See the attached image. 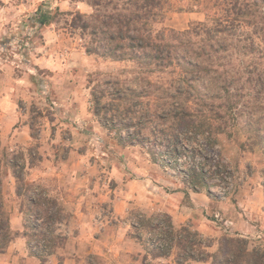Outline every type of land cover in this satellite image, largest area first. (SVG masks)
I'll use <instances>...</instances> for the list:
<instances>
[{
  "label": "trees",
  "instance_id": "1",
  "mask_svg": "<svg viewBox=\"0 0 264 264\" xmlns=\"http://www.w3.org/2000/svg\"><path fill=\"white\" fill-rule=\"evenodd\" d=\"M81 1L92 8V13L75 10L52 14L40 7L33 19L37 28L61 23L63 19L61 29L80 37L87 55L130 62L138 67L141 74L136 81L140 83V91L126 86L123 93L118 91L116 99L134 101L154 97L158 101L152 108L147 105L150 108L146 110L130 109L129 113H133L130 128L120 124L113 108L102 102L104 95L92 94L93 115L109 134L115 133L120 146L143 148L145 133H150L154 142L148 153L162 166L170 164L186 168L189 174L185 180L190 190L199 192V187L203 188L214 199L208 182L213 175L220 174L218 167L223 169L225 166L222 161L211 160L212 157L204 159L215 168L212 172L200 162L187 166L186 157L182 159L179 151V134L203 136L204 143L211 149L218 142L217 136H231L233 128H240L247 134L241 151L259 152L264 156V111L251 114L240 111L237 102L233 101L264 99V0H190L189 10L200 9L205 20L192 23L183 31L156 28L169 11L186 10L184 6H176L173 0ZM152 76L157 78L156 81H150ZM137 104L143 103L137 101ZM128 129L133 131L128 133ZM212 138L215 141H211ZM194 142L201 152L205 150L203 143L201 145L197 139ZM188 147L182 148L184 152ZM168 158L171 162L167 164ZM262 174L264 179V167ZM15 178L21 182L18 175L15 174ZM262 187L264 190V181ZM24 189V210L20 209L24 216L23 234L26 238L27 231L35 238L44 234L50 236L43 239L44 245L35 246L27 240L30 255L46 262L66 244L67 237H55L53 225L60 223L62 214L67 213L45 194H42L44 198L38 195L40 203L30 197L34 187L25 185V181ZM17 195L20 197L19 193ZM37 206L46 208L44 221L34 210ZM141 217L144 229L164 236L162 245L152 240L151 247H144L147 252L144 263L170 258L176 248L177 264H264L262 237L258 238L260 245L255 246L247 237L225 233L217 241L216 251L211 252L214 243L205 241L191 225L177 228L166 214L162 226L154 225L158 220L156 216ZM220 226L224 228V224ZM132 229L135 231L131 237L142 243L141 227L133 225ZM20 235L11 229L10 212L5 208L0 179V253H4ZM51 239H57L58 244Z\"/></svg>",
  "mask_w": 264,
  "mask_h": 264
},
{
  "label": "rangeland",
  "instance_id": "2",
  "mask_svg": "<svg viewBox=\"0 0 264 264\" xmlns=\"http://www.w3.org/2000/svg\"><path fill=\"white\" fill-rule=\"evenodd\" d=\"M173 1L176 3V6H184L186 10L169 11L165 14L162 23L156 26L157 29L169 28L183 31L192 23L205 20V16L200 9L192 8V10H189L190 0ZM40 7H44V9L50 11L52 14L58 11L67 12L75 10H79L86 14L92 13V8L81 0H0V54H2L0 60H3L0 62L12 66L16 76L24 75V73H21L24 71L22 66L29 62H34L35 58H47L54 63V71L48 69L41 70L38 68L33 76L36 77V82L38 83L37 93L39 97H42L44 102H46V99H51L52 97L60 100L61 106L58 110H56L57 108L53 105L37 106L35 103L26 105L24 104V99H17V107L21 115V121L24 122V113L27 114V119L32 126L31 134L33 139L37 140L40 132L44 130V128L48 130L50 127L48 123L50 119H53L55 126L52 129L56 132V140L58 141L54 146L58 145V159L72 158L71 149L77 145L75 141L77 139L74 138L72 133L76 132L77 136L80 135L83 139L88 137V142L90 140V144L88 143L89 146L80 148V151H91L95 155L91 158L92 160L100 159L96 157L98 150L107 151L113 154V157H118L124 162L126 171L133 175L132 179L137 177L135 173L129 170V164L131 162L136 168L150 173L152 177L157 180L156 183H160L158 185H165V190L169 192L179 189L194 192L190 190L185 180L189 174L186 168L180 165L170 166V164H168L171 162L170 158L166 159L168 165L162 166L148 153L150 144L154 142V137L150 133H145L143 148L140 146L111 148V146L113 145L114 147L116 145L115 142H117L115 133L109 134L94 116L92 118L88 116L89 114L93 115L94 104L92 103V94L94 92L97 93L98 97L104 95L102 102L109 108H113L115 115H118L117 119L119 123L122 122V124L126 125L128 128H130L128 125L132 123L131 119L133 117V113H129L130 109H132V111L133 109L138 111L139 109L141 110L144 108L146 110L150 107H154L153 105L158 101V99H154V97H150V99H134V101L132 99H126L124 101H118L116 99L115 95L118 91L120 93L126 86H132L140 91V83L136 81V77L141 74L138 67L130 62H115L109 59L87 55L83 47L84 41L81 40L80 37H74L61 29L63 26V19L61 23H54L46 27L37 28L33 17ZM262 62L264 66V60ZM51 79L55 80L54 91L52 90L53 86ZM156 79L155 76L150 77V81L152 82L156 81ZM151 90L152 89L149 91ZM23 91L24 85L21 89V92ZM67 99H71L74 103L71 104ZM137 101L143 104L138 105ZM233 101L237 102L240 111L245 110L250 114L256 111H264V99L261 101H256L255 99H234ZM68 104H70V109L73 108L74 111L79 113V118H72V113L69 114L72 120H64V118H62V116L66 118V115L62 113L63 111L68 113L69 110H67L68 108L66 107ZM147 105H150V107H147ZM56 113H60L59 119L55 117L52 118ZM134 123H136V121ZM73 128H75L76 131H73ZM130 130L131 129H128L127 132L129 133ZM231 132V136L226 134L217 136L216 140L218 142L211 149L204 143L205 138H203V136L194 134L186 135V133H184L179 134L178 137V147L180 148L181 158L184 159V157H186L187 166H193L194 163L200 162L205 166L206 170L212 172L215 168L208 165L204 160L205 157H212L211 160L216 162L222 161V165L225 167L223 169L218 167V170H221L220 174L213 175V178L208 182L211 185V192L219 201L233 199L238 188L245 183L252 185L255 182L260 183L262 186L264 181L262 174L264 156L259 152L243 153L240 147L247 137L246 132L240 128H233ZM195 139H197L201 145L203 143L202 147L205 149L204 151L201 152L196 146L194 142ZM211 141H215V139L212 138ZM185 147H188L187 152L183 150ZM160 150L164 152L168 151V149L162 150L161 148ZM25 154L24 146L20 145L16 148H12V150L7 147L3 150L0 148V179L1 181L2 179L5 180L4 186L7 191L4 196V201L5 208L8 212L15 208H23L24 210V179L27 175V168L24 165L26 163ZM166 156L168 157V155ZM38 159L37 156L33 157L32 162L34 165L37 164ZM190 159H192V162ZM15 174L20 177V183L17 182ZM99 176L103 178L102 180L106 183L107 187H111L106 173L100 174ZM198 190L199 192L206 193L203 188L199 187ZM14 191L16 192V196L13 194ZM17 193L20 194V197ZM38 194L43 196L42 194L44 193L38 187H34V190L30 192L29 196L33 199H37V202H39L40 196H38ZM34 210L41 216L43 221L46 219V208L37 206ZM141 215L143 214L134 212L120 222L127 224L130 230V236L133 235L135 231L132 229L133 225L141 227L139 235L144 245H142V243H140V245L144 251L139 255V259L141 264H151V261L144 263L147 253L144 247H151L152 240H156L157 243L159 242L162 245L164 243V236L144 229V226H142L144 222ZM143 216H156L158 220L154 222V225L157 226H162L163 223L161 222L165 219L164 213H155L153 215L144 214ZM110 217L111 216H109L108 221L114 224L115 220ZM69 218L67 214H62L60 217L61 222L53 225L55 237L60 235L66 237V226ZM42 220L40 223H43ZM213 222L214 224L212 226L215 230L218 231L220 229L222 231L219 236H205L200 233L205 241L214 243L213 248L210 249L211 252L216 251L217 241L226 233L220 226L222 222L215 221V219ZM31 233V231H27V240L30 239L32 243L34 242L35 246L44 245L43 239H48L47 237H50L44 234L41 235V238H35ZM228 234L233 235V233ZM261 237L264 239V236ZM51 240H54V244H58L57 239ZM251 240L254 242L255 246L260 245L258 238L256 239L254 237ZM172 251V258L175 261L178 250L175 248ZM133 258L137 257L133 256ZM15 261V264H24L22 258ZM97 262L99 264H104L103 260H97Z\"/></svg>",
  "mask_w": 264,
  "mask_h": 264
},
{
  "label": "crops",
  "instance_id": "3",
  "mask_svg": "<svg viewBox=\"0 0 264 264\" xmlns=\"http://www.w3.org/2000/svg\"><path fill=\"white\" fill-rule=\"evenodd\" d=\"M22 68L24 71L21 73L24 75L16 76L12 66L0 62V148L12 150L18 145L24 146V165L27 168L25 185L41 189L49 199L57 201L70 218L66 226V244L58 248L46 262H42L29 253L20 208L11 210V229L21 235L4 253H0V264H15V260L20 258L24 264H99L97 260H103L104 264H141L139 255L144 250L130 236L127 224L120 222L134 212L143 215L164 213L171 218L175 227L191 225L199 233L212 237L222 233L212 226L214 218L219 216L227 222L223 228L226 233H237L249 239L264 236V190L260 183H245L238 188L233 199L224 201L203 192L181 189L169 192L165 190V185H158L160 183L157 184L150 173L136 168L131 162L129 170L138 178L132 179L133 175L126 171L124 162L107 151L97 149L96 157L100 159L92 160L95 155L91 151H80V148L89 146L90 140L88 142V137L83 139L77 136L76 132L72 133L77 139V145L71 149L72 158L58 159V145L54 146L58 141L52 129L55 126L53 119L48 123V130L44 128L35 140L27 114L24 113L22 122L17 107V99H24L26 105H53L58 110L60 100L52 97L44 102L39 97L38 83L33 76L38 68L54 71V63L47 58H35L34 62L24 64ZM51 82L54 91L55 80L51 79ZM23 85L24 93L21 92ZM67 100L74 103L71 99ZM69 105L66 106L68 113H62L66 118H62H79V113L70 109ZM88 116L92 118L94 115ZM54 117L59 119L60 113L54 114ZM115 143L111 148L122 147ZM35 156L39 159L34 165L32 161ZM103 173L108 175L111 187H107L99 176ZM1 182L5 196V180ZM13 194L16 196L15 191ZM109 216L115 220L114 224L108 221ZM151 262L177 264L172 256Z\"/></svg>",
  "mask_w": 264,
  "mask_h": 264
},
{
  "label": "built area",
  "instance_id": "4",
  "mask_svg": "<svg viewBox=\"0 0 264 264\" xmlns=\"http://www.w3.org/2000/svg\"><path fill=\"white\" fill-rule=\"evenodd\" d=\"M215 221L222 222L224 224V226H226V224H227V222H224L219 216L215 217Z\"/></svg>",
  "mask_w": 264,
  "mask_h": 264
}]
</instances>
